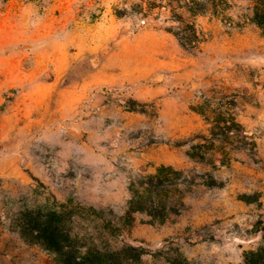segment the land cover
I'll list each match as a JSON object with an SVG mask.
<instances>
[{"label": "rangeland", "instance_id": "obj_1", "mask_svg": "<svg viewBox=\"0 0 264 264\" xmlns=\"http://www.w3.org/2000/svg\"><path fill=\"white\" fill-rule=\"evenodd\" d=\"M259 2L0 0V264H53L16 230L20 205L122 215L131 182L163 165L196 177L182 212L137 214L115 239L145 248L139 264H166L171 249L183 264H244L264 221ZM217 119L243 142L213 135Z\"/></svg>", "mask_w": 264, "mask_h": 264}, {"label": "trees", "instance_id": "obj_2", "mask_svg": "<svg viewBox=\"0 0 264 264\" xmlns=\"http://www.w3.org/2000/svg\"><path fill=\"white\" fill-rule=\"evenodd\" d=\"M258 6L254 20L263 25L264 0H260ZM190 29L197 40L195 26L192 25ZM176 34L185 46V38L180 32ZM221 121H214L213 135L228 140L238 139L242 143L245 136L239 124L234 120L231 124L225 122L221 125ZM204 139L214 150L217 138ZM251 146L252 142H245L243 147ZM203 147V144L193 146V154L201 156L202 160L205 159V154L200 151ZM195 178L182 169L163 165L155 173L141 175L131 182L130 198L122 215L74 202L59 203L54 199L44 204L31 202L20 205L12 215V221L23 240L48 252L53 257V264H139L148 254L145 248L119 241L115 237H123L128 232L137 214L148 216L153 224H163L171 216L179 215L185 206L187 192L195 184ZM205 183L216 185L212 175ZM258 230L262 233V242L257 249L245 252L244 264H264V221L259 222ZM164 257L166 264H183L185 261L183 255L173 249L167 254L165 252Z\"/></svg>", "mask_w": 264, "mask_h": 264}]
</instances>
